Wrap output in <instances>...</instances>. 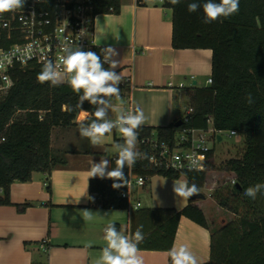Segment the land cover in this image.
<instances>
[{
	"label": "trees",
	"instance_id": "1",
	"mask_svg": "<svg viewBox=\"0 0 264 264\" xmlns=\"http://www.w3.org/2000/svg\"><path fill=\"white\" fill-rule=\"evenodd\" d=\"M190 2L192 0H181L177 5L168 6L172 10V45L176 50H211L213 83L187 90L193 113L183 127L206 129L212 117L217 131H235L244 138V153L224 164L222 170L228 179L215 190L211 187L214 192L207 200L202 190L210 172L215 170L212 155L203 171L178 173L154 168L148 159V149L142 147L147 158L133 166L135 173L148 178H183L189 186L195 184L199 193L190 197L181 211L174 208L132 211L130 234L142 225L144 240L138 245L139 250L169 252L182 217L209 230V222H214L211 260L206 264H264V193H258L255 199L244 195L248 187L264 183V0H239L238 13L211 23L203 22L202 8L190 13L187 9ZM199 2L203 4L204 0ZM94 6L98 15L118 14L121 3L120 0H94ZM102 49L105 48L96 50L101 60ZM104 67L109 68V65ZM41 69L42 65L16 69L12 72V87L0 95V187L4 189L0 206L13 205L10 189L14 182L27 183L34 173L50 175L58 167L67 165L64 155L52 153L54 128L79 126L76 120L80 111L90 113L85 123L95 119V105L84 101L82 107L79 106L82 92L75 93L69 85L38 82ZM249 94L254 101L251 104L246 99ZM40 111L45 112L42 120ZM177 121L165 127L141 126L137 136H156L173 145L176 133L182 128L175 127ZM115 161L113 159L111 169L116 167ZM123 171L125 184L129 167L125 166ZM232 181L236 184L232 185ZM113 183L122 182L92 179L90 206L127 210V200L118 194L122 187L114 189ZM46 189L51 193L49 181ZM204 200L214 209L203 208L200 204ZM29 206L31 204L17 205V208L24 211ZM228 215L231 217L225 220ZM218 218H222L221 222ZM115 225L120 231V226Z\"/></svg>",
	"mask_w": 264,
	"mask_h": 264
},
{
	"label": "crops",
	"instance_id": "2",
	"mask_svg": "<svg viewBox=\"0 0 264 264\" xmlns=\"http://www.w3.org/2000/svg\"><path fill=\"white\" fill-rule=\"evenodd\" d=\"M120 3L118 14L97 16L98 47L113 48L116 55L111 59L117 62L113 71L122 79L131 77L133 106L141 108L145 115L142 126L165 127L182 120L184 116L179 108L182 89L188 96L184 80L196 79L205 73L208 79L211 77L212 51L174 49L172 13L168 15L166 8L138 7L134 0H120ZM194 82L192 87H198V82ZM110 103L112 109L108 111V118L113 120L117 115L115 109L124 110V102L112 97ZM89 117L90 113L80 111L76 122ZM116 130L106 134L100 145L93 146L89 139L80 136L79 126L53 129L52 153L64 155L67 165L58 167L50 175L34 173L30 182L11 185L13 205L0 206V264H97L106 246L103 237L108 224H117L120 232L130 234V214L137 209L90 206V181L101 178L89 177V169L92 163L107 159L108 170H111L117 156L114 146L124 142ZM48 181L51 193L46 189ZM178 181L186 180L150 178L148 185L142 188L149 196L146 205H141L140 188H137L132 206L183 210L189 199L174 193V183ZM205 192L209 190H202ZM205 200L200 205L214 209L204 203ZM23 204L31 206L19 211L17 205ZM84 210L92 212V220L84 217ZM209 223L210 230L182 217L173 246L187 245L199 264L209 263L214 222ZM43 241L47 242V251L41 247ZM139 254L144 264H169L166 251L139 250Z\"/></svg>",
	"mask_w": 264,
	"mask_h": 264
},
{
	"label": "clouds",
	"instance_id": "3",
	"mask_svg": "<svg viewBox=\"0 0 264 264\" xmlns=\"http://www.w3.org/2000/svg\"><path fill=\"white\" fill-rule=\"evenodd\" d=\"M172 5L181 3V0H169ZM25 0H0V16L4 13L23 8ZM202 8L204 23H211L219 18H228L238 13L239 0H204L203 4L199 0H192L187 4L190 13H194ZM63 55L59 57L60 63L45 60L41 71L37 75L40 83L50 82L52 86H57L62 82H67L72 90L79 95V106L82 107L84 101L96 106L95 119L90 123L79 122V134L89 139L93 146L100 145L106 134L113 129H118L123 137V143H117L114 147L118 158L116 167L108 170L109 161L101 159L99 163H92L89 169V177L108 178L122 183H113L112 187L118 189L124 185L126 177L124 168L132 167L138 159L147 158L146 154L137 151V129L145 122V115L141 108L137 107L132 111L115 109L117 116L115 120L108 118V111L112 109L110 99L119 98V84L122 81L121 75L113 69L117 67V62L111 58L116 55L113 48L102 49L103 61L100 55L92 51H83L81 48H74L70 41H65L62 45ZM34 54L32 45H28L23 50L21 59H31ZM109 63V68L104 64ZM213 81L209 80L208 84ZM249 104L253 103V98L249 94L247 97ZM190 159V169L198 167V161L192 157ZM235 183V181H233ZM174 193L183 199H189L199 193L195 184L188 185L186 181L174 183ZM258 193H264V183H256L244 191V195L255 199ZM84 217L92 220L93 215L89 210H84ZM143 226H139L134 234L126 235L117 230L114 223H110L104 229L103 239L106 246L102 249L97 264H144L143 257L139 254L138 245L144 240L142 232ZM168 256L171 264H199L197 256L190 251L187 245L173 246Z\"/></svg>",
	"mask_w": 264,
	"mask_h": 264
},
{
	"label": "built area",
	"instance_id": "4",
	"mask_svg": "<svg viewBox=\"0 0 264 264\" xmlns=\"http://www.w3.org/2000/svg\"><path fill=\"white\" fill-rule=\"evenodd\" d=\"M134 4L138 7L168 8L171 3L169 0H134ZM97 16L94 0H25L23 8L0 16V95L6 94L12 87V72L16 69H25L31 65L43 66L45 60L59 64L65 41H70L74 48L96 53L99 48L96 43ZM28 45L33 46L34 54L31 59H21ZM131 80V77L122 79L119 98L115 97L124 102L126 111L135 109L130 95ZM209 80L212 79L209 78L207 84ZM60 85L69 84L65 81ZM192 113L193 108L190 106L181 120L182 128L176 133L173 145L160 141L156 136L138 138L137 151L144 154L142 147L147 148L149 162L159 170L178 173L203 171L211 155L214 156L210 144L222 140L223 132L214 128L212 117H209L206 129L183 127L190 121ZM39 114L42 120L45 112L40 111ZM227 133L238 136L235 131ZM190 157L198 161L197 168L190 169ZM149 180L135 173L133 166L129 167V178L118 193L120 198L127 200L129 209L139 208V204L132 206L135 190L147 186ZM231 183L236 184L233 181ZM3 194L4 189L0 187V196ZM46 243L43 241L41 244L44 251L48 250Z\"/></svg>",
	"mask_w": 264,
	"mask_h": 264
},
{
	"label": "rangeland",
	"instance_id": "5",
	"mask_svg": "<svg viewBox=\"0 0 264 264\" xmlns=\"http://www.w3.org/2000/svg\"><path fill=\"white\" fill-rule=\"evenodd\" d=\"M165 10L167 11L168 15H171L172 13L171 9L166 8ZM207 80H208V73H205L196 79L188 78L187 80H184V82H185L186 88L190 89L193 86L194 81L198 82V87H207L208 86ZM185 91L186 90L182 89V92H183L181 93L182 101L179 104V108L181 110L182 116H185L186 111L190 107L189 98L186 95ZM116 116L113 120L116 119ZM78 117H79V113L77 115V118ZM116 131H117V135H120V132L118 131V129ZM221 138L222 140L218 141L217 143L210 144L211 148L214 151L213 158H214L215 170L210 172L207 178V181H206L205 188H204V190H209V192L203 193L204 196L207 197V200H210L209 196L212 195L215 188L220 186L222 183H224L228 179V175L225 174L224 171L222 170V167L224 166V164L230 159L240 158L244 153L245 144H244V138L241 135L230 136L229 133L223 132L221 134ZM211 187H214V190H211L210 189ZM139 194L141 195V200H140L141 205L145 206L147 203V200L149 199V196L143 191L142 188L139 189ZM228 216L229 217H225V218L224 216H222V218H224L225 220H229L231 216L230 215ZM222 218H218L217 221L221 222Z\"/></svg>",
	"mask_w": 264,
	"mask_h": 264
},
{
	"label": "water",
	"instance_id": "6",
	"mask_svg": "<svg viewBox=\"0 0 264 264\" xmlns=\"http://www.w3.org/2000/svg\"><path fill=\"white\" fill-rule=\"evenodd\" d=\"M196 85V82H194V86ZM182 125V121L179 120L175 123V127L179 128Z\"/></svg>",
	"mask_w": 264,
	"mask_h": 264
},
{
	"label": "bare ground",
	"instance_id": "7",
	"mask_svg": "<svg viewBox=\"0 0 264 264\" xmlns=\"http://www.w3.org/2000/svg\"><path fill=\"white\" fill-rule=\"evenodd\" d=\"M84 116V115H83ZM83 116H82V118H83Z\"/></svg>",
	"mask_w": 264,
	"mask_h": 264
}]
</instances>
